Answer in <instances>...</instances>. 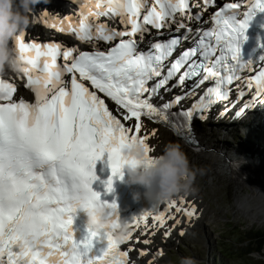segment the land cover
Instances as JSON below:
<instances>
[{
	"label": "snow or ice",
	"instance_id": "1",
	"mask_svg": "<svg viewBox=\"0 0 264 264\" xmlns=\"http://www.w3.org/2000/svg\"><path fill=\"white\" fill-rule=\"evenodd\" d=\"M212 2L204 0V5ZM240 7V3H225L211 17L214 26L174 61L169 58L181 38L151 43L149 51H139L138 42L144 39L148 26L171 30L175 24L177 31L186 29L191 33L192 28L184 20L199 19L200 15L190 14L189 0H154L151 5L148 0H88L81 4L78 20L64 17L50 24L61 32L74 33L81 41L118 40L106 50H99L95 43L93 51L71 47L62 50L56 43H28L25 32L15 38L14 47L29 63L22 75L35 99L32 103L22 98L16 102L13 94L17 89L8 82V95L0 101V260L4 264H129L131 249L121 250L120 246L132 239L133 231L142 223L147 228L149 217L163 226L165 212L170 209L183 211L188 218L196 214L194 204L180 207L184 197L179 205L176 199L171 200L165 211H158L156 206L153 212L134 217L130 221L132 232L123 242L114 239L111 230L101 235L91 227L87 236L77 239L73 228L81 205L102 200L92 185L98 179L96 162L104 153H108L112 172L104 183L111 193L114 179H123V145L139 136L151 152L147 135H138L142 116L185 128L187 138H191L194 116L206 118L216 102L228 99L229 86L240 79L237 73L251 70L254 61H242L241 43L247 39L250 21L258 12H264V0H248L247 10L242 13ZM47 16L44 13L41 19L47 22ZM90 17L96 21L100 17H119L125 28L94 24ZM61 56L62 65L57 63ZM259 61L264 62V56ZM194 77H201L196 87L208 80H214L215 85L189 109L171 111L194 92L177 95L160 106L152 102L161 89L171 90L170 81L175 79L171 87L183 88L185 81ZM150 81L154 83L150 85ZM86 82L90 83L86 86ZM254 85L256 92L244 104L245 109L253 106L257 97L264 100V66L248 78V89ZM97 90L115 102L121 118L109 111ZM244 96L245 92L239 90L238 98ZM133 118L131 126L122 123ZM102 201L118 218V204ZM167 219L180 224L170 212ZM164 235L169 236L170 230ZM97 240H106V247L98 249ZM144 254L142 250L140 255ZM156 255H163V251Z\"/></svg>",
	"mask_w": 264,
	"mask_h": 264
},
{
	"label": "rangeland",
	"instance_id": "2",
	"mask_svg": "<svg viewBox=\"0 0 264 264\" xmlns=\"http://www.w3.org/2000/svg\"><path fill=\"white\" fill-rule=\"evenodd\" d=\"M34 20H31L30 25H33ZM41 29L43 30V25H39L38 33ZM243 119L245 121H237L233 127H230V120L233 119L212 118L210 123L207 120L202 123V120L196 124L195 132L204 131L202 133L211 134L205 140L208 145H212L208 150L211 153H216V150L241 155L246 146L252 145L259 150V156L264 159V144L261 143L264 141V129L261 130V126L253 124L254 118L251 115L250 118ZM160 129L163 130L164 140L181 146L188 157L190 167L196 172L194 181L196 191L187 197V201L190 202L189 206L194 204L197 211L192 218H188L189 223H185L187 225L185 228L178 229L181 224H176L174 234L169 236L171 241H168L169 244L163 249V255L158 259V264H180L182 257H192L196 264H243L242 259L237 258L236 254L229 257L231 262L228 261V257H223L220 250L224 243L227 244L231 240L232 235L235 238H244L250 236L248 233L257 230L264 231L263 220H252L239 211L234 202V192L237 187L228 179L229 175H224L220 171L215 172L216 166L206 165L201 161L202 159L195 160L190 153L189 146L182 139L173 137L164 127ZM202 156L203 158L206 156L210 160L206 151L202 153ZM203 165L206 166L204 167L205 171L201 169ZM183 214L184 212L181 211V215L176 216L177 219L185 216ZM182 231L183 235H181ZM229 233L232 235H228ZM224 235H228V237H224ZM250 240L252 241L251 238ZM153 249L158 250L157 246H154ZM263 254L264 249L259 253L254 252L248 255L247 258L257 262L263 258Z\"/></svg>",
	"mask_w": 264,
	"mask_h": 264
},
{
	"label": "clouds",
	"instance_id": "3",
	"mask_svg": "<svg viewBox=\"0 0 264 264\" xmlns=\"http://www.w3.org/2000/svg\"><path fill=\"white\" fill-rule=\"evenodd\" d=\"M41 0H0V101L8 95L7 77L23 74L29 66L27 59L14 47L15 38L31 24V13ZM123 175L129 186H142L144 195L157 203L193 195L196 172L190 167L181 146L168 143L159 155H151L145 142L137 136L121 148ZM139 200L141 193H133ZM88 216L89 226L98 233L111 230L114 239L123 242L132 232L130 221L114 217L112 209L102 200H92L79 207ZM0 264H4L0 260ZM180 264H196L192 257L180 258Z\"/></svg>",
	"mask_w": 264,
	"mask_h": 264
},
{
	"label": "bare ground",
	"instance_id": "4",
	"mask_svg": "<svg viewBox=\"0 0 264 264\" xmlns=\"http://www.w3.org/2000/svg\"><path fill=\"white\" fill-rule=\"evenodd\" d=\"M87 0H41L39 4L35 6V9L31 13V20H34L33 25H30L29 29L27 28L25 31V42L28 41H36L41 40V36L38 33V28L41 22L44 23V20L41 19L44 13H47V23H52L55 21H59L63 19L64 17H71L73 21H76L79 17V13L81 11V4L87 3ZM95 23H104V24H110L113 22V25L117 24V19H109L107 20L105 17H100L98 21L93 20ZM48 39L50 41H57L59 40V33L57 32V29H53L48 34ZM43 41V39H42ZM72 44H75L76 46H79V41L75 40L74 42H71ZM9 76H12L15 79H19V74L11 73ZM22 82V81H21ZM20 82V83H21ZM230 114V113H229ZM254 114V115H253ZM251 114V117H253V124L256 126H261V130L264 129V111L261 112H254ZM245 115V114H244ZM236 118V121L243 122L245 119L243 118H249L245 116ZM204 120V119H203ZM250 123V122H249ZM252 124V125H253ZM230 127H233V124L230 123ZM159 125L153 124L150 121H144L142 124L141 132L138 135H147V143L149 144L151 148V155H159L164 147L169 143L164 140V134H162V131L160 129ZM160 129V130H159ZM166 129V128H165ZM164 129V130H165ZM169 131V130H168ZM204 131H201L199 133L195 132V138L194 142L192 144H187L190 149V153L192 154L193 158L196 159H202L201 161L204 164H213L216 166L214 169L215 172L220 171V173H224V171H227L229 173L228 168L231 166V162L237 160L240 155L230 152H220L219 153H211L208 150L212 147V145H208V143L205 141L208 136H210V133L204 134L202 133ZM169 133L174 137H178L175 133L172 131H169ZM180 138V137H178ZM171 142V141H170ZM192 148V149H191ZM206 151L209 154L210 160L207 159L206 156H202V153ZM216 151V150H215ZM218 152V151H216ZM223 157L221 154H223ZM206 154V153H205ZM204 154V155H205ZM204 167L202 166V170L205 171ZM212 170V168H211ZM231 175V173H230ZM231 182H233V178L231 176L228 177ZM237 183V189L235 190V203L241 213H243L248 218H251L252 220L255 219H262L264 222V202L261 201V199H264V191L261 190L260 184L254 181L250 180H235ZM243 191V192H242ZM242 192V193H241ZM248 192L249 194H244ZM244 194V195H243ZM242 195V196H240ZM249 195V196H248ZM179 205L180 198L176 199ZM190 204L189 200L183 203V205H180L181 208H186ZM167 207V203H162V207L159 211H165ZM170 214L177 219L176 216L181 215V211L177 212L175 208L170 209L169 211L165 212V227L161 228L157 222L154 220L148 221V227L145 228L143 223L141 224V227L139 229H135L133 233V237L128 243V250H130L129 253V263L130 264H158L157 258L154 256V252L156 249H153L154 246H157L158 248H165L169 244L167 238L165 237L164 233L166 231H169L166 229L169 225L173 224V226H176L174 219H167V216ZM184 215V214H183ZM186 215L183 217H180V224L181 227L178 229H183L185 226H187L185 223H189L188 217ZM179 218V217H178ZM262 223V222H261ZM180 226V225H179ZM164 231V232H162ZM161 232V233H160ZM174 234V232H173ZM145 239H148L150 242L148 244H144L143 241ZM145 251L146 255H140L141 251Z\"/></svg>",
	"mask_w": 264,
	"mask_h": 264
},
{
	"label": "water",
	"instance_id": "5",
	"mask_svg": "<svg viewBox=\"0 0 264 264\" xmlns=\"http://www.w3.org/2000/svg\"><path fill=\"white\" fill-rule=\"evenodd\" d=\"M185 138H187V137H185ZM191 138L193 139V141H189V140L183 139V138H180V139H182V141H184V143H186V145H187V144L195 143L194 142L195 134L191 135ZM261 143L264 144V141H262ZM244 150L245 151L243 152V154H241V155L239 154L240 157L237 160H235L233 162L230 161L231 166L228 168L229 173H227V171H224L223 174L231 176L233 178L232 183L235 184L236 187H237V183L235 180H237V179H239V180L245 179L246 180L247 179L250 181L257 182L258 184L262 185L261 190L264 191V159L261 156H259V150L255 149V147L252 145L246 146L244 148ZM220 152L221 151H218L216 153H219V155H220ZM223 155H224V153L221 154L222 157H223ZM230 173H231V175H230ZM244 194L247 195L249 193L246 192ZM261 201L264 202V199H261ZM234 202H235V199H234ZM258 231L259 230H257V232ZM259 232H264V231H259Z\"/></svg>",
	"mask_w": 264,
	"mask_h": 264
},
{
	"label": "trees",
	"instance_id": "6",
	"mask_svg": "<svg viewBox=\"0 0 264 264\" xmlns=\"http://www.w3.org/2000/svg\"><path fill=\"white\" fill-rule=\"evenodd\" d=\"M228 235H232L229 233ZM228 235H224V237H228ZM248 237L244 238H235V236L231 237V240L226 244H223V248L220 250V254L223 257H228V261H230L229 257H233L236 255L237 258L242 259L243 264H264V254L261 260L254 262L250 258H247L248 255L254 252H261L264 249V232H252L248 233ZM252 239V241L250 240ZM248 240V241H247ZM246 243V244H245ZM224 249V250H223ZM239 252V253H237ZM231 262V261H230ZM229 264H238V263H229Z\"/></svg>",
	"mask_w": 264,
	"mask_h": 264
}]
</instances>
